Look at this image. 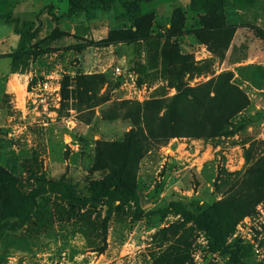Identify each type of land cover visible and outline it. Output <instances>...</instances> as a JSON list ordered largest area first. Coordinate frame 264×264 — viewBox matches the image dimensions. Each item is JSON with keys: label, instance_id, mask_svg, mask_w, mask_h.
Masks as SVG:
<instances>
[{"label": "rangeland", "instance_id": "374dc122", "mask_svg": "<svg viewBox=\"0 0 264 264\" xmlns=\"http://www.w3.org/2000/svg\"><path fill=\"white\" fill-rule=\"evenodd\" d=\"M221 8L223 23L235 29L226 48L209 30L201 33L204 42L196 40L201 17L189 12L184 0L143 5L136 20L127 13L133 9L128 2L54 23L47 18L39 44L32 41L20 51L14 25L0 19V167L18 178L22 192L42 174L64 177L85 196L88 183L106 174L89 171L95 143L122 141L133 128L113 116L116 102L170 98L178 87L194 88L221 74H229L248 100L226 136L171 138L146 152L135 173L142 215L132 203L108 216L102 204L70 210L46 195L38 199L30 223L2 232L4 264H233V249L245 264H260L242 239L248 219L256 220L257 207L264 204V197L254 202V189L234 196L242 210L253 209L234 225L226 253L211 251L205 233L183 225L179 216L156 213L172 201L195 210L224 200L238 190L246 173L264 168V0H222ZM66 9V0H56L51 12L58 16ZM177 9L184 12L185 34L170 39L169 20ZM1 12L8 11L0 7ZM111 31L125 32L116 36L125 42L103 44ZM91 76L102 80L93 81L92 88L77 82ZM47 77L58 86L57 96L37 90ZM33 87L38 95L34 104L28 100ZM247 149L249 163L244 160Z\"/></svg>", "mask_w": 264, "mask_h": 264}, {"label": "trees", "instance_id": "16d2710c", "mask_svg": "<svg viewBox=\"0 0 264 264\" xmlns=\"http://www.w3.org/2000/svg\"><path fill=\"white\" fill-rule=\"evenodd\" d=\"M155 1L66 0V12L60 13L58 16L51 12L52 5H47L35 14L34 21L20 22L11 18L10 14L0 15V18H4L7 23L14 25V33L18 37L16 50L20 51L29 46L32 41L39 44L41 40L39 38L41 29L39 17L43 13H46L51 18L50 20L55 22V20L68 19L75 14L85 13L93 9L108 12L114 4L128 2L133 9H128L127 13L136 20L141 15V6L152 4ZM221 1L188 0L187 9L201 17L199 20L201 31L195 35L196 40L201 43L204 42L201 33L209 30L214 35V39L226 48L227 40L229 41L235 29L223 23ZM183 15L184 12L179 9L173 11L169 20L170 39H176L185 34ZM254 30L261 32L257 28ZM122 34L126 33L109 32L103 44L125 42V38L116 37ZM134 41L135 39H131L130 42ZM12 57L13 54L5 56V58ZM180 58L185 59L183 56ZM97 80L101 81L102 77L77 78V82L84 85L85 88H92L91 83L97 82ZM247 104L246 96L230 82L229 74H221L215 79L194 88L181 89L178 87L177 94L170 98L152 99L143 103L136 101L114 103L117 113L112 109L113 116L114 114L120 115L122 120L130 123L133 128L127 132L122 141L110 143L97 141L95 143L93 162L89 171L105 172L106 174L102 179L88 183L85 196H81L64 177L47 179L42 174L35 177L34 185L28 191L22 192L18 178L0 167V239L6 227L15 231L30 223L37 208L38 199L46 195H51L57 201L63 202L70 210L79 211L88 206L102 204L105 206L108 216L112 209L132 203L135 211L142 215L135 173L139 161L146 152L165 145L171 138L198 137L208 139L226 136L231 132L234 124L239 122L233 123V118L245 109ZM250 158V149H247L244 151L245 162L249 163ZM251 189H254L253 193L256 196L254 202L264 197L263 166L258 165L255 173H246L238 190L234 194L232 192L224 200L198 207L195 210H190L181 203L172 201L164 208L158 209L156 213L161 218L167 214L179 216L183 225L192 224L205 233L211 251L226 253L228 249L226 239L234 225L253 209L252 206L242 210L243 208L239 207L234 196L247 193ZM236 212H238L237 217H234ZM105 221L102 224L103 233H105ZM244 252L248 253L246 249ZM249 253H251L250 250ZM229 254L231 263L245 264L237 249H233ZM164 259L166 261V258ZM4 263L0 256V264Z\"/></svg>", "mask_w": 264, "mask_h": 264}, {"label": "built area", "instance_id": "2783aa9c", "mask_svg": "<svg viewBox=\"0 0 264 264\" xmlns=\"http://www.w3.org/2000/svg\"><path fill=\"white\" fill-rule=\"evenodd\" d=\"M114 70L116 73H119L118 67H115ZM35 90L36 88L33 87L28 92V100L32 104L36 102V99L38 97V95L34 93ZM37 90L43 92L42 96H50L52 94H55L57 96L58 86H52L47 77L42 83L37 84ZM39 99L41 102H43L45 98L39 97ZM259 206H263L264 210V204H261ZM259 206L257 207V211L259 214L256 216V220L250 221L248 219V226L245 228V237L242 236V239H244L245 242H243L248 245L253 260L257 263L264 264V213L262 211V207L260 208ZM238 230L242 232L241 227H238Z\"/></svg>", "mask_w": 264, "mask_h": 264}, {"label": "crops", "instance_id": "0c3cea01", "mask_svg": "<svg viewBox=\"0 0 264 264\" xmlns=\"http://www.w3.org/2000/svg\"><path fill=\"white\" fill-rule=\"evenodd\" d=\"M55 2L56 0H0V7L2 9H5V11H8V12H1L0 15L10 14L11 18L17 19L20 22L34 21L35 14L38 11H40L43 7L47 5H52L54 7ZM184 2L187 5L188 2L186 3V0H184ZM28 4H30L31 7H28ZM47 18L48 20L51 19L46 13L41 14V16L39 17V20L41 22V27H42V20H46ZM0 19L5 21L4 18H0ZM50 22L54 23L51 20ZM235 36H236V33H235ZM235 36L233 39V44L234 43L237 44ZM255 58H256V55L253 56V60Z\"/></svg>", "mask_w": 264, "mask_h": 264}]
</instances>
